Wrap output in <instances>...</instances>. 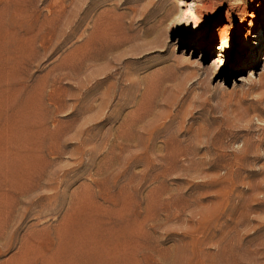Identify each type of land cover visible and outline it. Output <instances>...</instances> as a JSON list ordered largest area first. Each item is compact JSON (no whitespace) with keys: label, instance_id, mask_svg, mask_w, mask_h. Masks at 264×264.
<instances>
[{"label":"rangeland","instance_id":"374dc122","mask_svg":"<svg viewBox=\"0 0 264 264\" xmlns=\"http://www.w3.org/2000/svg\"><path fill=\"white\" fill-rule=\"evenodd\" d=\"M0 264H264V0H0Z\"/></svg>","mask_w":264,"mask_h":264}]
</instances>
